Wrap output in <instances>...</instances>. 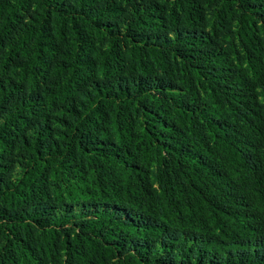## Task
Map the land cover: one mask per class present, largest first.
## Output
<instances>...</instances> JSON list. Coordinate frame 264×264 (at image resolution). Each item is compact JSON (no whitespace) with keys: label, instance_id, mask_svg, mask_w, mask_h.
Instances as JSON below:
<instances>
[{"label":"trees","instance_id":"16d2710c","mask_svg":"<svg viewBox=\"0 0 264 264\" xmlns=\"http://www.w3.org/2000/svg\"><path fill=\"white\" fill-rule=\"evenodd\" d=\"M0 264H264V0H0Z\"/></svg>","mask_w":264,"mask_h":264}]
</instances>
